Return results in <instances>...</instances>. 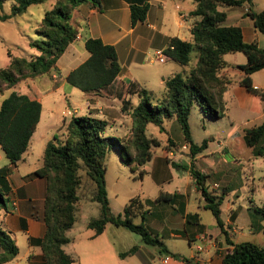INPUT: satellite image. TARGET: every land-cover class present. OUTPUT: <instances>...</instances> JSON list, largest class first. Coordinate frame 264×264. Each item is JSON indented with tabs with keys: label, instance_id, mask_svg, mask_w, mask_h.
<instances>
[{
	"label": "trees",
	"instance_id": "trees-1",
	"mask_svg": "<svg viewBox=\"0 0 264 264\" xmlns=\"http://www.w3.org/2000/svg\"><path fill=\"white\" fill-rule=\"evenodd\" d=\"M3 1L5 0H0V3ZM42 1L44 0H11L10 11L1 13L0 18L4 19L18 13L30 3ZM83 1L86 0H52L49 8L43 11L38 26L35 27L37 38L28 40L34 52L26 56L6 52L8 62L0 65V93L15 86L22 79L42 74L50 75L56 69V59L66 45L77 36V29L70 21L71 10ZM88 1L92 4L98 3V0ZM248 1L194 0V7L189 13L197 16V19L189 28L190 39L172 35L162 48L166 56L180 64H189L188 67L165 76L163 91L156 98H153L151 92L135 79L125 80L114 88V95L120 101V109L130 116V124L125 132L117 135L104 134L106 119L90 113H71L65 123L63 135L61 137L59 134L54 135L53 138L46 140L39 166L25 174L42 177L44 181L40 211V218L44 224L43 232L38 237L28 236V241L39 247L36 256L40 264H72L77 260V257L65 250L63 245L70 240L66 231L72 227L75 220L80 170L93 181L91 199L98 203L97 214L89 216L85 223L87 227L92 228V234L99 233L105 223L110 222L136 232L144 243L155 245L158 252H168L172 257L181 259L183 264H197L192 257L168 250L160 236L152 232L143 220L138 222L132 220L136 211L143 215L146 210L139 196H131L120 212L111 210L106 196L104 155L107 148L115 144L120 159L131 170L136 169L137 176H141L144 169L139 166L151 157V147L159 144L158 138L145 131L146 124L152 122L157 125L158 130H164L162 118L167 116H174L178 122L190 156L189 174L203 198V207L211 211L223 241L229 245L220 253V264H264V205L252 206L263 219L262 241L257 243L252 240H232L229 237V225L224 224L220 216L219 204L226 189L221 187L220 193H213L205 182L208 174L194 167L191 158L205 147L207 139L202 138L199 143L194 142L188 124V114L193 102H196L203 114L209 118L223 114L225 105L222 95L232 81V77L223 70L228 64L223 58L226 52L238 50L243 52L245 61L232 63L233 67L242 71L236 82L258 95L260 99L264 98V89L255 86L250 78L252 71L264 67V43L260 46L256 39L243 40L240 25L226 23V11L219 8L246 2L244 14L251 19L254 30L260 32L264 40V7L252 10ZM146 9V2L130 3V23L142 20ZM83 46L88 55L66 73L65 81L83 92L105 90L120 70L115 48L112 44L103 42L98 36H86ZM133 93L137 96L135 103L129 98ZM262 107L264 108V102ZM39 112L40 102L37 99L15 89H10L1 98L0 148L10 164H15L27 147ZM242 139L253 154L264 153V119L243 128ZM166 141L173 144L169 137H166ZM172 163L179 165L175 161ZM1 170L3 169L0 168ZM171 194L173 193L159 190L154 200L169 201ZM6 198L0 190V208H4ZM184 219L203 228L196 211L184 213ZM186 237L188 243L193 239L189 235ZM136 249L137 245L131 244L119 251L118 255L131 254ZM17 252L18 246L13 237L0 224V264L12 261L16 258Z\"/></svg>",
	"mask_w": 264,
	"mask_h": 264
},
{
	"label": "crops",
	"instance_id": "crops-1",
	"mask_svg": "<svg viewBox=\"0 0 264 264\" xmlns=\"http://www.w3.org/2000/svg\"><path fill=\"white\" fill-rule=\"evenodd\" d=\"M143 2L147 3L144 18L131 24L129 20V4ZM194 4V0H98L97 4H92L88 0L83 1L71 10L70 21L77 29V36L72 42L66 45L56 59V69L53 70L50 75L42 74L34 78H25L15 85V88L13 89L25 93L28 97L35 98L40 102L38 120L29 137L27 147L21 153L20 158L15 164L2 161V165L8 167V172L4 175L5 182H8V184L0 182V189H4L7 197L4 208H0V214L3 215V218H0V224L4 229L9 231L16 244L17 240L15 231L21 230L24 232L26 237V250L24 252V260L20 264H27L28 262L30 264H40V260L36 256L39 252V247L28 241V236L38 237L43 232L44 224L40 218V211L44 181L43 178L39 176L31 178L32 180H24L23 175L39 166L43 146L46 140L50 138L49 134L43 133L37 136L38 139H42L40 144L41 150H39L40 152L37 154L39 155L37 156V159L39 160L30 159L29 156L31 151L29 149V144L33 138L38 123L42 120L43 98L45 97V93L51 89L57 88H61L62 91L65 92L64 89L67 82L64 77L66 73L88 55L87 50L83 46L84 38L86 36H98L103 42L110 43L114 46L120 64V70L110 86L105 90L96 92L82 91L85 96L83 107L87 113L95 116H98L96 114H99L98 117L102 116V118L106 119L107 122L109 121L112 126L117 125L125 127L127 130L130 124V116L128 113L120 109V101L114 95V88L117 84L124 83L125 80L135 78L131 68L133 65L141 61V56L145 48H151L155 53L157 49H162L166 45L168 38L172 35L178 36L181 39H190L191 33L189 28L193 21L197 19V16L189 13L194 7ZM245 9L246 8L242 10L240 16L242 19H244ZM244 20V22H242L243 24L238 23L241 28L243 40L250 41L256 39L258 45L262 46L263 44L260 42L261 38L254 30L251 19L248 17ZM233 52L234 51L230 53L231 55L228 59L224 56L229 52L223 54L224 60L228 63L223 70L232 77V81L228 84L222 95L224 105L227 108L228 105L231 104L233 108L246 112V115H248L247 112L250 113L249 117L246 116V121L254 119L255 117H262L263 120L264 108L262 107V102H264V98L263 100L260 99L258 95L249 92L244 86L236 82V79L242 75V71L233 67L232 63H242L245 61V58H241L240 55ZM188 65L189 64L185 66L180 65L179 67L177 66L178 68L170 67L171 69L167 73L171 74L180 71L183 68H187ZM261 71L263 72L258 73ZM261 74H264V67L252 71L250 73V78L255 86L264 89V79L260 82L255 80V76H260ZM159 81H162V76L159 78ZM68 91H70V88H68ZM129 98L132 103H135L130 96ZM49 120H51V112H48L45 115L42 124H47ZM235 127L236 126L230 127L228 130L229 135L236 133ZM114 129L118 130V128ZM168 129L169 128L164 127L165 131ZM166 137H169L173 142V144L167 145L166 138L165 142H163V156L167 158V156H165L166 154L172 153V150H178V143L177 140L169 134ZM183 143L184 141L181 142V144ZM165 144L167 146H165ZM184 149L185 150L182 152L187 154L189 162L190 156L188 150H186L187 148ZM218 151L223 152L224 146H221ZM3 158H6V156L0 148V160H4ZM191 160L194 167L209 176L216 172V168L221 165L223 158L222 155L216 157L211 151L205 152L200 150L193 155ZM164 168H166L165 164H156V170L153 177L157 185H161L160 183L162 181ZM208 176L206 177V180L208 179ZM189 177L191 178L190 174ZM206 180L205 182L208 185ZM33 185H36L37 187L36 193L31 191ZM213 185L214 186H208L207 188L215 194L221 192V187L227 189L225 184H221L220 187L219 184L215 182ZM193 189L199 194L195 185ZM159 190L173 193L169 199L173 205L171 206V212L178 210L180 213L172 215L171 219L167 220L170 221V224L164 225L163 223V226H167V230L169 229L168 233H173L172 229H179L180 231H183L185 235H189L194 239H199L197 241L202 245L200 250L194 251L193 243L190 241V249L188 253L182 254L192 257L197 264H220V253L226 250L229 245L223 241V237L220 235V229L216 225L214 217V224L210 221L204 222L201 220L199 211L193 210L198 213L199 222L203 224V228H199L193 223H188L184 219V213L193 211L189 210V203L192 200L187 188H176L174 191L166 190L164 188H159ZM248 201L249 203L246 205L239 204L235 210H233L231 205L226 202L225 207L229 209L230 212L224 217L221 216L220 213V216L224 224L229 225L228 231L230 232V238L231 234L235 233L238 237H257L262 241L263 235L261 224L263 223V219L262 217H256L250 212V209H252V206L255 204L251 202V198H248ZM197 204H200L198 197ZM8 214L14 215L9 218ZM4 216L12 222L11 225L9 222H4ZM105 228L106 224L97 234H92V231L85 234L84 240L91 239L96 241H84L82 246H77L73 249L74 254L70 253L76 256L77 260H74L72 264H120L118 263L120 261H117V259L113 258L110 254L112 240L102 236ZM126 230L128 229L123 226L113 224L112 231L118 235L131 236ZM127 247H129V245L126 246V248ZM119 251L122 250H116L114 253H116L119 260H122L126 255H118ZM136 252L137 250L129 254L130 256H134L135 260L133 263L129 264H149L148 257L144 255L136 256ZM29 253H31V256L28 257ZM162 253L164 252H158L157 250L155 253L147 251L149 259L153 260L154 264L158 262V257ZM17 259L16 256L12 261L1 264H17ZM170 264H183V261L172 257Z\"/></svg>",
	"mask_w": 264,
	"mask_h": 264
},
{
	"label": "rangeland",
	"instance_id": "rangeland-1",
	"mask_svg": "<svg viewBox=\"0 0 264 264\" xmlns=\"http://www.w3.org/2000/svg\"><path fill=\"white\" fill-rule=\"evenodd\" d=\"M52 0H44L42 2L30 3L22 11L12 14L4 19L0 18V65H4L8 62L7 51L15 55H28L34 52V48L28 44V40L31 38H37L35 27L38 26L43 11L51 5ZM249 7L252 10H259L264 7V0H249ZM11 0H5L0 3V14L8 13L10 11ZM247 7L246 2H242L237 5L220 6L219 8L226 11V23H241L248 16L244 15V19L240 18L242 10ZM241 20V21H240ZM244 20V21H243ZM261 38V43H264L260 32L257 33ZM163 53V52H162ZM193 51H191V54ZM231 52L225 54V58H230ZM241 58H245L242 51H234ZM164 60L158 61L155 59L154 50L151 48H145L142 53L141 61L133 65L132 72L135 75V80L145 88H147L153 98L161 95L163 91V78L169 75L170 67L178 68L183 64L169 58L163 53ZM193 60V59H192ZM191 60V62H192ZM178 66V67H177ZM185 66V65H183ZM258 72V73H262ZM162 76V81L159 78ZM264 79V74L255 76V80L260 82ZM15 86L6 88L0 93V100L4 97L10 89ZM70 88V91H68ZM65 92L61 88L51 89L45 93L43 98V111L42 120L38 123L34 132L33 138L29 144L31 151L29 158L36 160L41 144V138L37 136L40 134H49L50 138L54 135L61 137L65 132V123L71 113L86 114L84 109L85 96L81 90L66 83ZM132 100L137 101L135 93L129 95ZM74 108V111L72 109ZM66 109H70V113H66ZM51 112V120L47 124H42L45 119V115ZM96 114V113H95ZM233 108L231 104L224 108L222 115L216 118H209L203 114L199 105L193 102L189 114L188 124L190 129V135L193 141L199 143L202 138H206V145L202 149L203 151H211L216 157L222 155L221 165L216 168V172L209 175L208 186H214L215 182L219 184H225L227 189L222 194L220 201L221 216H225L230 212L225 207L226 202L231 205V208L235 210L239 204L246 205L249 203L248 198H251V202L255 205H264V153L253 154L251 148L247 146L243 139V128L250 127L259 123L262 117H255L254 119L245 120L249 117L250 113ZM99 116V114H96ZM101 116V115H100ZM247 116V117H246ZM102 117V116H101ZM163 127L169 128L167 131L158 130L156 124L148 122L146 124V132L159 139V144L151 147V157L146 160L139 168H143L144 172L141 176H137V170H131L129 166L124 163L119 156V150L115 144L110 145L104 155V181L106 196L108 204L113 212L122 211L124 203L133 195H137L143 201V208H146L143 215L141 212L136 211L132 216L134 222L143 220L147 227L154 233H157L162 239L163 243L167 246L168 250L175 253H188L190 245L184 232L179 229H172L171 234L168 233L167 226L170 224L168 219H171L172 215L180 214L178 210L171 212L172 203L165 200H154L155 195L158 193L159 188L174 191L176 188H187L189 192L191 202L189 203V210H198L201 216V220L204 222L210 221L214 224L213 215L208 208L202 206L203 198L200 194L194 191L193 181L189 177L188 171V157L187 154L182 152L185 150L181 147L183 141L182 132L174 116H167L162 118ZM231 126H236L235 134H228V130ZM118 128V130L114 129ZM125 127L112 126L109 121L104 127V134L117 135L125 131ZM169 132V133H168ZM172 136L178 143V150H172L170 154L163 156V142L167 135ZM170 145L169 142L166 143ZM224 146V151L219 152L218 149ZM188 150V149H186ZM221 153V154H220ZM0 160V182H5L4 175L8 172V167L2 165V161L9 162L6 158ZM39 160V159H37ZM175 161L179 165L172 163ZM38 162V161H37ZM200 162V161H198ZM10 163V162H9ZM165 164L166 168L163 170V177L161 185H157L154 180V174L156 170V164ZM23 165V163H22ZM37 176L23 175L24 180H28ZM42 179V178H41ZM32 180V179H31ZM91 183V184H90ZM37 184V182H36ZM93 181L87 177L82 170H80V183L77 188V204L75 211V220L70 229L66 231L70 240L63 245L64 249L73 253V249L77 246L80 247L84 244V241H96V240H84L85 234L92 231V228L85 226V221L89 216L96 215L98 211V203L91 199L93 192ZM219 189V188H218ZM4 194L3 188L0 189ZM31 191L36 193V185L32 186ZM194 197V198H193ZM197 197L200 204H197ZM148 198V199H147ZM150 199V200H149ZM250 212L258 218L261 215L250 209ZM14 214H8L10 218ZM7 217V216H6ZM0 218L3 215L0 214ZM4 222H10L4 216ZM106 228L102 236L112 240L110 246V254L113 258H116L120 264L133 263L134 256L126 254L122 260L116 256V250H123L126 246H130L135 243L137 245L136 256L144 255L148 257L149 264H154V261L149 259L147 251L155 253L157 247L152 244L144 243L140 236L130 230L131 236H123L114 233L113 224L106 222ZM176 232V233H175ZM16 240L18 244L17 252V264L22 263L24 260V252L26 250V237L23 231L16 230ZM163 234V235H161ZM175 234V235H173ZM106 235V236H105ZM233 240H252L260 243L261 239L252 237H238V235L231 234ZM194 239V238H193ZM197 241L199 239L191 240ZM74 254V253H73ZM129 255V256H128Z\"/></svg>",
	"mask_w": 264,
	"mask_h": 264
},
{
	"label": "built area",
	"instance_id": "built-area-1",
	"mask_svg": "<svg viewBox=\"0 0 264 264\" xmlns=\"http://www.w3.org/2000/svg\"><path fill=\"white\" fill-rule=\"evenodd\" d=\"M154 54L157 60L162 61L164 59L162 49H157ZM72 111H74V108L72 109ZM70 112H71L70 109H66V113H70ZM181 147L187 148V145L183 143L181 144ZM192 243H193L194 251H198L202 248V245L199 241H193ZM171 259H172V255L168 252H164L158 257V262L156 264H170Z\"/></svg>",
	"mask_w": 264,
	"mask_h": 264
}]
</instances>
